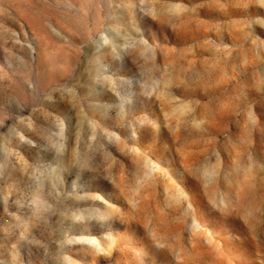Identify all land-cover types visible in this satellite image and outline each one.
Instances as JSON below:
<instances>
[{
    "label": "rangeland",
    "instance_id": "1",
    "mask_svg": "<svg viewBox=\"0 0 264 264\" xmlns=\"http://www.w3.org/2000/svg\"><path fill=\"white\" fill-rule=\"evenodd\" d=\"M0 264H264V0H0Z\"/></svg>",
    "mask_w": 264,
    "mask_h": 264
}]
</instances>
